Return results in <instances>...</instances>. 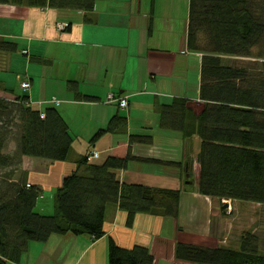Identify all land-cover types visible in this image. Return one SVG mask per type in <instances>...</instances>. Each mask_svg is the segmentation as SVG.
<instances>
[{
    "label": "crops",
    "instance_id": "0c3cea01",
    "mask_svg": "<svg viewBox=\"0 0 264 264\" xmlns=\"http://www.w3.org/2000/svg\"><path fill=\"white\" fill-rule=\"evenodd\" d=\"M188 16L189 0H101L88 14L0 5V39L17 47L13 54H0V98L23 96L42 115L53 107L72 139L65 161L22 159L26 184L39 192L34 212L53 215L56 190L89 151L98 152L91 164L100 165L130 135H150L152 143L131 147L137 160L115 171L116 180L179 193L174 218L136 214L128 227L126 213L111 206L100 239L52 235L44 243H29L17 264H107L109 240L122 249L147 248L153 264H188L174 258L177 244L237 251L246 233L257 236L264 255V205L200 195V140L159 127L160 108L175 99L187 100L194 116L202 111L198 88L203 54L187 49ZM23 80L29 82L27 91L20 90ZM68 82L76 84V93ZM109 95L125 97L127 107L108 102ZM50 98L59 105H49ZM114 118L125 119L126 127L91 142ZM189 164L191 179L185 178ZM222 202L232 212L223 214Z\"/></svg>",
    "mask_w": 264,
    "mask_h": 264
},
{
    "label": "trees",
    "instance_id": "16d2710c",
    "mask_svg": "<svg viewBox=\"0 0 264 264\" xmlns=\"http://www.w3.org/2000/svg\"><path fill=\"white\" fill-rule=\"evenodd\" d=\"M97 1L101 0H0V5L88 14ZM186 43L189 51L203 54L198 88L202 111L194 116L187 100L175 99L160 108L159 127L177 131L183 139L200 140V195L264 205V0H189ZM16 50L15 43L0 39V54ZM229 58L263 62L236 67L224 64ZM67 86L76 93L74 82ZM124 120L112 119L91 142L125 128ZM11 143L14 148L7 152ZM71 143L67 125L53 107L41 118L23 96L13 101L0 98V264L19 263L29 243H44L52 235L100 239L111 206L126 213L128 227L136 214L176 216L178 192L122 185L114 174L137 160L131 154L133 145H151L150 135H130L127 144H119L100 165L84 158L56 190L53 215L36 214L39 192L26 184L22 159L65 161ZM174 258L188 264H264L258 238L251 233L240 237L237 251L177 244ZM107 264H153V258L147 248L122 249L109 240Z\"/></svg>",
    "mask_w": 264,
    "mask_h": 264
},
{
    "label": "built area",
    "instance_id": "2783aa9c",
    "mask_svg": "<svg viewBox=\"0 0 264 264\" xmlns=\"http://www.w3.org/2000/svg\"><path fill=\"white\" fill-rule=\"evenodd\" d=\"M26 53H27L26 51L23 52V54H26ZM19 87H20V89L22 91H27L29 89L30 85H29V82L27 80H23V81L20 82ZM108 102H115L118 105V107L121 108V109H124V108L127 107V100H126L125 97L124 98H120V97L119 98H115L114 96L109 95L108 96ZM47 103L49 105L54 106V107H56V106L59 105V101L55 100L54 98H50L47 101ZM30 105L31 104H29V106ZM42 117H43V115L41 114V118ZM98 156H99L98 152L95 151V150H93V149H91L89 151V153H88L87 158H86V162L91 163L92 161H94L95 159H97Z\"/></svg>",
    "mask_w": 264,
    "mask_h": 264
},
{
    "label": "rangeland",
    "instance_id": "374dc122",
    "mask_svg": "<svg viewBox=\"0 0 264 264\" xmlns=\"http://www.w3.org/2000/svg\"><path fill=\"white\" fill-rule=\"evenodd\" d=\"M254 61H256L258 63L263 62L262 59L255 60V59H251V58H229V59H224V64L232 65V66H236V67H248ZM18 66H20L19 63H18ZM16 74H21V72H17ZM7 79H8L7 81L9 82V78L8 77H7ZM8 82L6 84L7 86H9ZM16 93L19 94L18 91H16ZM13 148H14L13 143L9 144L7 152L12 151ZM46 203H49V199H48V201ZM50 203H51V201H50ZM227 209H228L229 212L230 211L232 212V209H230V206Z\"/></svg>",
    "mask_w": 264,
    "mask_h": 264
},
{
    "label": "water",
    "instance_id": "95a60500",
    "mask_svg": "<svg viewBox=\"0 0 264 264\" xmlns=\"http://www.w3.org/2000/svg\"><path fill=\"white\" fill-rule=\"evenodd\" d=\"M188 177V174H186L185 178ZM227 202H222L221 203V211L223 212V214H226L227 213Z\"/></svg>",
    "mask_w": 264,
    "mask_h": 264
},
{
    "label": "bare ground",
    "instance_id": "6f19581e",
    "mask_svg": "<svg viewBox=\"0 0 264 264\" xmlns=\"http://www.w3.org/2000/svg\"><path fill=\"white\" fill-rule=\"evenodd\" d=\"M115 97H116V96H115ZM105 100H106V99H105ZM100 103H101V102H100ZM87 156H88V155L85 156V160H86ZM187 168H188V167H187ZM189 168H191V167H189ZM191 169H192V168H191ZM186 170H187V169H186ZM188 172H189V171H188ZM189 175H190V174H189ZM189 175H188V178H189Z\"/></svg>",
    "mask_w": 264,
    "mask_h": 264
}]
</instances>
